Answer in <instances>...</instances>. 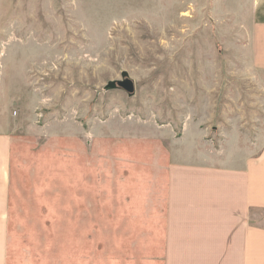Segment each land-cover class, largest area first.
<instances>
[{
  "label": "rangeland",
  "instance_id": "1",
  "mask_svg": "<svg viewBox=\"0 0 264 264\" xmlns=\"http://www.w3.org/2000/svg\"><path fill=\"white\" fill-rule=\"evenodd\" d=\"M254 11L255 0H0L11 242L92 264L157 258L136 245L148 220L135 214L165 195L171 142L186 128L217 149L233 142L224 135L264 134ZM124 77L132 95L111 86Z\"/></svg>",
  "mask_w": 264,
  "mask_h": 264
},
{
  "label": "crops",
  "instance_id": "2",
  "mask_svg": "<svg viewBox=\"0 0 264 264\" xmlns=\"http://www.w3.org/2000/svg\"><path fill=\"white\" fill-rule=\"evenodd\" d=\"M253 24L252 63L264 74V0H255ZM259 132L243 135L250 140L244 143L241 131L224 135L233 142L221 141L219 149L206 132L187 128L171 142L165 195L152 193L144 202L150 209L135 214L148 220L135 229L141 240L136 237V245L161 252L150 264H264V134ZM11 151V131L0 128V264H92L64 260L61 249L43 243L11 242Z\"/></svg>",
  "mask_w": 264,
  "mask_h": 264
},
{
  "label": "water",
  "instance_id": "3",
  "mask_svg": "<svg viewBox=\"0 0 264 264\" xmlns=\"http://www.w3.org/2000/svg\"><path fill=\"white\" fill-rule=\"evenodd\" d=\"M113 88H120L132 95L135 92V86L132 80L124 77L122 81H117L111 84Z\"/></svg>",
  "mask_w": 264,
  "mask_h": 264
}]
</instances>
